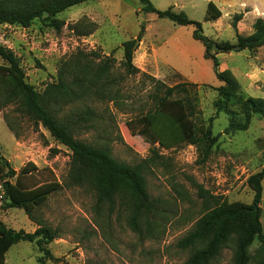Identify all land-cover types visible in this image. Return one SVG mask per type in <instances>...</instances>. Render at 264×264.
Listing matches in <instances>:
<instances>
[{"label":"rangeland","instance_id":"374dc122","mask_svg":"<svg viewBox=\"0 0 264 264\" xmlns=\"http://www.w3.org/2000/svg\"><path fill=\"white\" fill-rule=\"evenodd\" d=\"M150 1L159 10L173 7L175 11H185L189 18L203 23L206 36L223 46L237 43L232 26L236 15L243 14L237 27L244 36L252 32L256 19L264 18V0ZM210 1L221 9L222 16L204 22ZM57 19L64 22L59 31L39 20L28 28L0 25V44L18 56L27 82L37 90L53 82L60 63L78 51L95 52L101 57L114 51V73L117 77L124 75L120 67L122 44L142 34L134 56L135 66L161 81L164 87L183 83L186 92L181 96L191 99L195 106L198 134L210 131L212 137L222 135L205 163L193 145L162 147L144 118L153 107L154 85L142 74L120 81L124 94L121 108L97 105L106 114L107 123L103 129L81 133L79 139L96 142L102 137L110 144L113 156L128 164L148 157L153 149L164 157L147 176L150 194L162 202L164 231L154 239L141 241L124 216L108 217L104 213L99 217L93 209V193L68 184L72 153L65 146L41 125H34L17 112L16 106L0 111V153L17 171L29 162L35 165L36 170L23 179L27 187L45 185L54 189L36 212L46 225L59 231V237L48 245L56 260L49 259L46 264H187L189 252L180 250L177 243L205 214L206 202L199 195V187L219 201L252 203L254 194L247 179L264 168V118L254 116L246 131L223 134L229 117L215 108L217 89L223 83L216 78L212 62L204 58V46L193 39L194 27L178 26L169 19L143 12L138 0H89ZM218 59L220 70L234 73L243 83V96H264L248 92L244 83L247 66L256 59L264 62V48L253 53H219ZM7 68L0 57V77L7 74ZM3 195L0 184V221L17 231L34 232L38 226L23 210L1 208ZM258 246V241L254 242L251 250ZM42 255L34 243L21 242L8 251L6 264H37ZM231 259L232 251L224 249L215 264H231Z\"/></svg>","mask_w":264,"mask_h":264},{"label":"trees","instance_id":"16d2710c","mask_svg":"<svg viewBox=\"0 0 264 264\" xmlns=\"http://www.w3.org/2000/svg\"><path fill=\"white\" fill-rule=\"evenodd\" d=\"M89 0H0V25L30 27L34 21L48 22L61 30L64 22L57 16ZM142 11L166 18L178 26H192V37L204 46V58L213 64L219 82V98L215 102L217 112L229 117L223 134L246 131L254 116L264 118V99L245 97L241 85L228 70H220L219 53L231 51L256 52L264 47V18H258L249 35H242L237 24L243 14L234 17L232 26L236 32L235 45H218L203 32V23L189 18L185 11L157 9L150 0H138ZM222 16L218 6L210 1L204 22H213ZM142 34L122 44L123 59L120 67L124 75L114 73L116 59L114 51L101 57L99 54L78 51L60 63L56 79L39 91L27 82L26 74L18 56L0 44V57L7 63V74L0 77V111L16 106L17 112L41 125L61 145L72 153L68 184L88 188L94 195V212L101 217L107 213L122 215L130 230L141 240L154 239L164 231L165 220L162 202L149 192L147 176L161 164L164 157L153 149L151 154L135 164L119 161L113 156L108 141L102 137L96 142L78 138L81 133L103 129L107 116L97 105L121 108L124 94L120 81L124 77L142 74L151 80L153 107L143 116L151 132L165 148L187 143L195 146L202 155V163L209 158L221 134L215 137L207 131L200 136L194 117L196 109L192 100L181 96L184 84L172 87L141 71L134 64V56ZM213 120V119H211ZM11 127V126H10ZM36 170L32 162L19 171L0 153V184L4 192L3 210L20 209L38 228L28 233L15 230L0 221V264H6V254L21 242L34 243L43 254L37 264L56 260L48 249L59 237L58 229L45 224L36 212L46 202L54 189L50 186L29 188L23 179ZM264 168L249 176L247 185L254 196L251 204L219 201L209 197L208 191L199 187V195L206 202L205 214L193 228L177 243L182 251L189 252L187 264L218 263L224 249L232 251L231 264H264V230L261 222ZM210 198V200H208ZM259 246L251 250L254 242Z\"/></svg>","mask_w":264,"mask_h":264},{"label":"crops","instance_id":"0c3cea01","mask_svg":"<svg viewBox=\"0 0 264 264\" xmlns=\"http://www.w3.org/2000/svg\"><path fill=\"white\" fill-rule=\"evenodd\" d=\"M259 6H261V5H259ZM261 8L264 10V7L261 6ZM206 9H207V7L205 8V13H206ZM262 48H264V47H262ZM262 48H260V49H262ZM256 60L257 61L250 64L251 66L250 65L247 66V68H246V76L247 77H246V79H244V83H246V85L248 87V89H247L248 92L254 93V94H260V93L264 94V62H260V61H258V59H256ZM234 76H235V74H234ZM240 85L244 86L243 83H240ZM257 97L258 96H256V98ZM263 97L264 96H262V98ZM262 186H263V196H262V203H261V208H262L261 222H262L263 230H264V180H263Z\"/></svg>","mask_w":264,"mask_h":264}]
</instances>
